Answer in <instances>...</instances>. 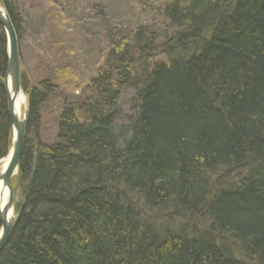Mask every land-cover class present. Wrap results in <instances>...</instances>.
Segmentation results:
<instances>
[{
    "label": "trees",
    "instance_id": "trees-1",
    "mask_svg": "<svg viewBox=\"0 0 264 264\" xmlns=\"http://www.w3.org/2000/svg\"><path fill=\"white\" fill-rule=\"evenodd\" d=\"M0 2L19 40L16 0ZM160 10L157 29L104 21L98 69L62 101L51 142L31 127L66 52L39 84L22 74L18 218L0 264H264V0ZM7 68L0 23V160L13 139ZM126 89L133 112L119 123Z\"/></svg>",
    "mask_w": 264,
    "mask_h": 264
},
{
    "label": "rangeland",
    "instance_id": "rangeland-1",
    "mask_svg": "<svg viewBox=\"0 0 264 264\" xmlns=\"http://www.w3.org/2000/svg\"><path fill=\"white\" fill-rule=\"evenodd\" d=\"M165 2L166 0H16L23 17L22 23L24 22L19 30L21 77L24 71L28 72L31 81H38L39 84L47 79L52 68L55 67L54 73H59L60 64L56 59L62 57L60 52H66L65 80L58 83V88L49 94L40 110V120L31 127L32 134L38 133L39 138L44 141L54 140L62 101L68 94L73 96L81 93L83 86L98 69L107 46L103 37L104 21L109 26L114 24L128 28L146 26L157 29L162 24L159 13ZM61 18L64 19L63 26L59 21ZM50 20L55 22L48 24ZM51 32L59 36L52 35ZM60 36L62 40L57 39ZM57 41L59 45L56 44ZM132 97L133 91L130 89L121 93L119 104L123 113L119 123H123L132 114ZM24 106L25 103L22 116ZM4 162L5 160L0 162V170ZM16 175L13 177V189L15 197L19 198L21 189L16 191L14 188Z\"/></svg>",
    "mask_w": 264,
    "mask_h": 264
},
{
    "label": "water",
    "instance_id": "water-1",
    "mask_svg": "<svg viewBox=\"0 0 264 264\" xmlns=\"http://www.w3.org/2000/svg\"><path fill=\"white\" fill-rule=\"evenodd\" d=\"M0 23L3 25L8 38V68L5 77V91L7 94L8 111L12 120L13 139L10 151L4 159L9 158L3 170H0V183L2 189L8 190V201L5 206H0V253L17 224L18 215L15 214V205L19 198L15 197L13 189V177L18 173L21 157L24 151L28 124V95L23 91L21 85V55L16 27L8 11L0 4ZM23 93L25 106L23 116L20 118L16 110L18 96ZM32 173L30 179L25 183L21 200L24 195L31 191L33 182ZM11 213V215H10Z\"/></svg>",
    "mask_w": 264,
    "mask_h": 264
},
{
    "label": "bare ground",
    "instance_id": "bare-ground-1",
    "mask_svg": "<svg viewBox=\"0 0 264 264\" xmlns=\"http://www.w3.org/2000/svg\"><path fill=\"white\" fill-rule=\"evenodd\" d=\"M25 102V96L23 93H21L16 101V110L18 113V116L21 118L22 117V108H23V104ZM9 160V158L5 159L4 165L2 167L1 170H3V168L6 166L7 161ZM8 201V190L7 189H2V184L0 183V206L3 207L6 205ZM11 215V213H10Z\"/></svg>",
    "mask_w": 264,
    "mask_h": 264
}]
</instances>
